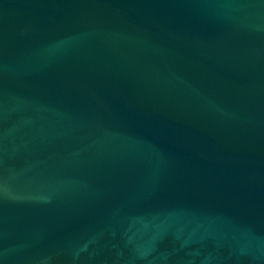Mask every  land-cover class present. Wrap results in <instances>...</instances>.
I'll use <instances>...</instances> for the list:
<instances>
[{
	"label": "water",
	"instance_id": "95a60500",
	"mask_svg": "<svg viewBox=\"0 0 264 264\" xmlns=\"http://www.w3.org/2000/svg\"><path fill=\"white\" fill-rule=\"evenodd\" d=\"M0 264H264V0H0Z\"/></svg>",
	"mask_w": 264,
	"mask_h": 264
}]
</instances>
